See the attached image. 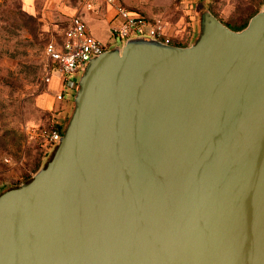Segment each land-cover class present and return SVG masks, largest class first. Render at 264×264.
I'll use <instances>...</instances> for the list:
<instances>
[{
    "label": "water",
    "instance_id": "water-1",
    "mask_svg": "<svg viewBox=\"0 0 264 264\" xmlns=\"http://www.w3.org/2000/svg\"><path fill=\"white\" fill-rule=\"evenodd\" d=\"M47 164L0 194V264H264V7L81 71Z\"/></svg>",
    "mask_w": 264,
    "mask_h": 264
},
{
    "label": "rangeland",
    "instance_id": "rangeland-1",
    "mask_svg": "<svg viewBox=\"0 0 264 264\" xmlns=\"http://www.w3.org/2000/svg\"><path fill=\"white\" fill-rule=\"evenodd\" d=\"M27 1L0 0V194L31 180L50 160L53 151L40 134L56 129L54 116L63 105L65 128L71 117L77 84L64 94L67 100L47 103L45 95L56 94L42 83V65L45 45L61 39L72 16L103 4L114 11L122 7L160 21L171 43L189 47L200 34L203 13L236 29L264 7V0ZM105 35L110 43L102 44L122 47L111 33ZM80 76L76 74V82Z\"/></svg>",
    "mask_w": 264,
    "mask_h": 264
},
{
    "label": "built area",
    "instance_id": "built-area-1",
    "mask_svg": "<svg viewBox=\"0 0 264 264\" xmlns=\"http://www.w3.org/2000/svg\"><path fill=\"white\" fill-rule=\"evenodd\" d=\"M107 2L111 3L112 0ZM87 8L90 9V5H87ZM115 13L119 23L110 30L115 40L124 43L130 38H144L172 45L160 21L151 22L140 14L122 7H116ZM112 47L91 37L80 17H71L61 43L52 41L44 47L42 83L46 86L50 84L53 77L58 78L61 89L55 98L62 100L66 91L76 86L74 82L76 74L81 72L92 58ZM40 136L52 150L61 137L55 129L43 131Z\"/></svg>",
    "mask_w": 264,
    "mask_h": 264
},
{
    "label": "crops",
    "instance_id": "crops-1",
    "mask_svg": "<svg viewBox=\"0 0 264 264\" xmlns=\"http://www.w3.org/2000/svg\"><path fill=\"white\" fill-rule=\"evenodd\" d=\"M32 0H28L27 3L29 4ZM31 8L33 9V6H31ZM30 6H27V9L31 10ZM80 17V19L83 21V23L86 26L87 29V33L93 37L94 39H96L97 41H99L100 43L102 41L107 42L108 38L105 35V32H108V34H110V30L112 27L118 25L119 23V19L116 16V13L114 10H112V8L108 5V4H103L102 6L99 5L98 7H96L92 12H83L79 15H75ZM73 17V16H72ZM102 33V34H101ZM62 37L59 41H55L57 43H61ZM110 40V39H109ZM110 43V41H108ZM107 46H111L110 44H106ZM76 78V77H75ZM74 78V82H76V79ZM53 87V93H55L56 95L60 92L61 89V84L58 78L53 77L50 84L46 85V87ZM71 90H74L73 88H71ZM55 95V96H56ZM54 95H45L46 97V102L47 103H51V101H58V102H63L67 99H62V100H56ZM66 104L63 105V108L61 111L57 112V114H55V127L57 129V131H63L65 128V124H64V115H65V108ZM55 129V130H56Z\"/></svg>",
    "mask_w": 264,
    "mask_h": 264
},
{
    "label": "trees",
    "instance_id": "trees-1",
    "mask_svg": "<svg viewBox=\"0 0 264 264\" xmlns=\"http://www.w3.org/2000/svg\"><path fill=\"white\" fill-rule=\"evenodd\" d=\"M205 13H209V14H211V15H213L216 19H217V17L214 15V14H212V13H210V12H205ZM256 13H258V11L256 12ZM256 13H254V15L256 14ZM204 14V13H203ZM202 17V16H201ZM217 20H219V19H217ZM70 21V20H69ZM220 21V20H219ZM200 22H201V20H200ZM221 22V21H220ZM222 23V22H221ZM224 26H226L228 29H230V30H232V31H235V32H238V31H241L242 29H244L245 27H246V25H247V21L246 22H244L242 25H240L238 28H232V27H230L229 25H227V24H224V23H222ZM172 45L173 46H176V47H183V46H181L180 44H177V43H172ZM58 132H59V134H60V136H62V134H63V132L64 131H59L58 130ZM30 181V180H29ZM28 182V181H27ZM2 194V193H1Z\"/></svg>",
    "mask_w": 264,
    "mask_h": 264
}]
</instances>
